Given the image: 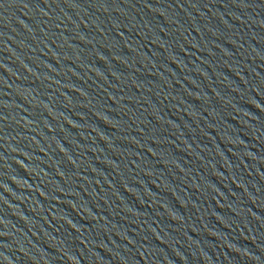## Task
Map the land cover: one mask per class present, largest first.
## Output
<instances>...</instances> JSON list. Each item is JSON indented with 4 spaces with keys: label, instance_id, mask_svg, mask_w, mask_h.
Instances as JSON below:
<instances>
[{
    "label": "water",
    "instance_id": "obj_1",
    "mask_svg": "<svg viewBox=\"0 0 264 264\" xmlns=\"http://www.w3.org/2000/svg\"><path fill=\"white\" fill-rule=\"evenodd\" d=\"M0 264H264V0H0Z\"/></svg>",
    "mask_w": 264,
    "mask_h": 264
}]
</instances>
